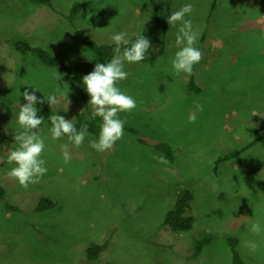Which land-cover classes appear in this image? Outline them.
<instances>
[{"label": "rangeland", "instance_id": "374dc122", "mask_svg": "<svg viewBox=\"0 0 264 264\" xmlns=\"http://www.w3.org/2000/svg\"><path fill=\"white\" fill-rule=\"evenodd\" d=\"M159 1L52 0L54 10L29 0H0V128L12 134L0 141V183L6 191L0 198V264H87L91 243H106L91 264H233L230 236L238 238L247 264H264V232L246 228L253 219L264 224V136L240 156L216 163L219 155L257 138L251 127L264 135V11L257 0H222L214 14L210 4L201 6L200 25L192 23L199 29L202 94L177 87L184 73L176 74L170 64L175 28L169 25L166 51L155 66L125 64L129 75L118 86L135 98L136 107L118 114L124 132L111 149L91 148L95 137L89 134L78 147L67 137L53 141L45 123L40 134L46 138V173L26 188L7 175L12 165L6 156L20 130L16 114L25 102L19 95L31 90L27 84L40 89L38 96L54 91L58 103L51 108L73 122L91 111L82 99L81 79L43 63L34 52L20 53L15 42L27 39L67 62H86L93 52L64 16L75 2L83 4L77 27L98 43H112L113 32L146 34ZM247 31L254 33V50L242 40ZM206 66L220 69L209 76ZM243 66H249L250 82L237 88L231 81L246 72ZM189 112L196 113L195 121H188ZM158 142L174 147L175 162L155 148ZM62 145L72 156L67 164ZM179 188L195 195L188 213L196 219L184 232L163 224ZM44 197L54 206L37 211ZM7 202L18 210L6 209ZM205 232L214 240L203 255L191 258L193 240ZM245 240L259 246L250 251Z\"/></svg>", "mask_w": 264, "mask_h": 264}, {"label": "clouds", "instance_id": "9594fccd", "mask_svg": "<svg viewBox=\"0 0 264 264\" xmlns=\"http://www.w3.org/2000/svg\"><path fill=\"white\" fill-rule=\"evenodd\" d=\"M192 12L193 2L188 0L166 18L168 24L175 28L172 42L174 52L170 64L176 74H191L193 66L201 60V49L195 46L199 31L193 26L192 20L186 18ZM110 40L115 45V54L106 62H96L92 70L81 77L84 91L89 97L87 103L91 105L89 118L99 117L101 121L97 137L88 142L89 146L98 152L111 149L123 135L125 121L118 114L134 109L136 100L118 84L129 75L125 70V64L144 60L150 46V39L146 36L140 34L131 39L124 30L113 32ZM54 75L60 80V73L55 72ZM27 85L31 86V90L26 87L19 95L25 102L20 103L16 114V123L20 129L13 136L16 146L6 156L7 162L12 165L7 170V175L25 188L37 182L47 171L46 161L42 155L46 147V138L40 134L43 116L37 114L38 105L43 106L46 103L51 107L58 103L54 91L38 96L36 93L41 92L40 89L31 84ZM197 108L199 110V106ZM196 118L195 112H189L187 116L189 122L195 121ZM50 123L48 132L51 140L67 137V140L77 147L82 144L88 131L86 124L77 128L70 118H65L58 112L50 116ZM61 157L65 164L72 158L66 145L61 146ZM158 161L162 164L167 163L163 156L158 157ZM246 228L255 235L264 232V224L256 219L248 223ZM244 244L250 251H255L259 246L256 240H245Z\"/></svg>", "mask_w": 264, "mask_h": 264}, {"label": "trees", "instance_id": "16d2710c", "mask_svg": "<svg viewBox=\"0 0 264 264\" xmlns=\"http://www.w3.org/2000/svg\"><path fill=\"white\" fill-rule=\"evenodd\" d=\"M34 5L47 4L51 8H55L52 4V0H29ZM177 0H160L155 6L153 14L151 15L150 22L148 25V32L144 34L147 38L150 39V46L148 52L145 55V59L140 61L143 63H148L151 66H155L157 60L165 53L167 47V34L169 24L167 17L173 12V5ZM262 9H264V0H258ZM219 0H212L210 7V13L217 8ZM83 8V4L80 2H75L72 5V8L68 14H64L65 18L68 20L69 24L74 28L78 39L87 47H89L93 52V57L86 62H76L70 63L59 57H57L52 51L48 48L40 45L34 44L27 39H18L15 42V48L22 54L28 52H34L38 58L45 64L61 69L63 72L81 79L82 75L90 72L96 62H106L112 55H114L115 45L113 43H98L91 37L87 36L82 30H80L76 25V18L79 15ZM56 10V8L54 9ZM138 35V34H137ZM131 37V39H134ZM122 47H124L122 45ZM195 66H193V71L189 74V88L192 91L200 92L202 88L196 84L195 79ZM82 99L85 101L89 99L87 93L82 90ZM90 110L86 109L80 113L79 118L76 122H73L77 128H80L83 125H87V134L93 135L95 138L99 132L100 118L96 117L95 119L89 118ZM38 115L43 116L42 124L47 123L51 126L50 116L56 114V112L48 106L41 107L37 110ZM40 125V126H41ZM250 130L256 135V139L246 143L240 148L233 149L226 153L219 155L216 159V163L228 161L234 159L244 151L254 146L257 143V140L264 135L260 132L257 127H251ZM12 136V134L4 133L0 128V141L7 139ZM155 148L160 151L166 159L170 162H175L177 157V152L174 147L167 142H158L155 145ZM6 191L5 188L0 183V198L5 199ZM194 192L190 188H179L174 193L172 200L173 206L167 211L163 224L166 225L169 229L175 232H184L192 229L195 216L188 213L191 210L192 201L194 200ZM54 206V203L48 197H44L40 200L36 210L41 211L44 209H49ZM18 210V208L7 202L6 209ZM215 236L211 233H203L199 237H196L192 244L191 258H197L203 255L204 250L209 246L214 240ZM228 241L232 251V263L233 264H247L242 254L238 249V238L228 237ZM106 243H91L86 247L87 252V264L94 263L100 259L101 252L105 249Z\"/></svg>", "mask_w": 264, "mask_h": 264}, {"label": "crops", "instance_id": "0c3cea01", "mask_svg": "<svg viewBox=\"0 0 264 264\" xmlns=\"http://www.w3.org/2000/svg\"><path fill=\"white\" fill-rule=\"evenodd\" d=\"M221 1L222 0H219V3H218L217 8L219 7ZM186 2H188V0H177L174 3V5H173V11L176 10V9H178L179 7H181ZM192 2H193V12L189 16H187L186 18H189V19L192 20V22H196V24H199L200 25V22L202 21V18L201 17H203L202 16L203 11H200L201 6H205L206 4H210L211 5L212 4V0H192ZM262 10L264 11V9H262ZM213 12H215V10ZM141 14H142V12L141 13H138L137 15H141ZM196 24H193V26L196 25ZM198 31H199V29H198ZM250 35H251V37H250ZM253 35H254L253 31L252 32H250V31L248 32L247 31L246 32V38H243L242 39L244 41L245 40L247 41V43H246V49L249 50V51L250 50H254V48H255L254 45H253V42H254ZM236 55L238 56V54H236ZM213 64L216 65V64H218V62L215 61ZM198 68H199V66H195V79H196V84L199 85L202 88V90L200 92H196V91L190 90L189 85H188V83H189V74H183V80L180 82V84L177 83V87L178 88H182V87L184 88L185 87V91L188 92V93L202 94L204 92V86H202L199 83V81H198V78H197L198 77L197 76V70H198ZM206 68H207V72L205 74H207L209 76H214L215 72L216 71H219L220 66H206ZM243 70H246V72L241 71V73H242V74L240 73L241 75L237 73L236 74L237 77L234 78L233 81H231V84L237 86V88H243V85L244 86L245 85H249V82H250L249 81V79H250V76H249V74H250L249 73V66H243ZM252 82H254V81H252ZM252 86H253V83H252Z\"/></svg>", "mask_w": 264, "mask_h": 264}]
</instances>
